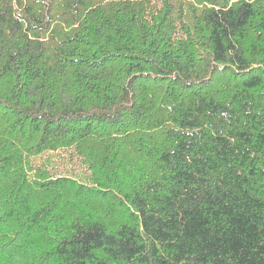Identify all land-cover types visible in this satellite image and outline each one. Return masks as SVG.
<instances>
[{
  "label": "trees",
  "instance_id": "1",
  "mask_svg": "<svg viewBox=\"0 0 264 264\" xmlns=\"http://www.w3.org/2000/svg\"><path fill=\"white\" fill-rule=\"evenodd\" d=\"M0 264H264V0H0Z\"/></svg>",
  "mask_w": 264,
  "mask_h": 264
}]
</instances>
